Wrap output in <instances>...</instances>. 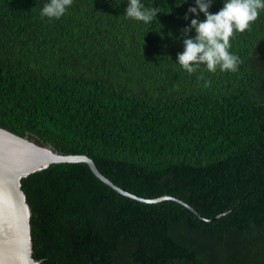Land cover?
<instances>
[{
  "label": "trees",
  "instance_id": "obj_1",
  "mask_svg": "<svg viewBox=\"0 0 264 264\" xmlns=\"http://www.w3.org/2000/svg\"><path fill=\"white\" fill-rule=\"evenodd\" d=\"M49 2L0 0V127L167 199L53 164L23 180L34 258L264 264V9L230 39L236 72L189 74L178 54L205 20L195 0H140L159 10L148 24L125 18L129 0H73L60 19L41 15Z\"/></svg>",
  "mask_w": 264,
  "mask_h": 264
},
{
  "label": "water",
  "instance_id": "obj_2",
  "mask_svg": "<svg viewBox=\"0 0 264 264\" xmlns=\"http://www.w3.org/2000/svg\"><path fill=\"white\" fill-rule=\"evenodd\" d=\"M61 163H86L102 181L141 202L157 203L167 199L146 200L134 196L102 175L90 157L62 154L52 145L0 127V264H41L34 258L33 211L22 189L23 180Z\"/></svg>",
  "mask_w": 264,
  "mask_h": 264
},
{
  "label": "clouds",
  "instance_id": "obj_3",
  "mask_svg": "<svg viewBox=\"0 0 264 264\" xmlns=\"http://www.w3.org/2000/svg\"><path fill=\"white\" fill-rule=\"evenodd\" d=\"M213 0H195L196 7H191L188 12L198 17L202 13L205 20L198 18L191 21L182 35L184 51L178 54V64L189 74L195 73L201 65H205L208 72H236L242 61L229 52L230 39L234 32L244 33L250 29L259 15V10L264 9V0H226L223 8L217 14H210L209 8ZM73 0H50L45 4L41 15L49 19H60ZM157 8H145L140 0H129L125 10V18L142 21L148 24L156 18ZM185 20L188 16L185 15ZM195 30V38H187L189 32ZM203 79V77H199ZM205 87L211 86V81H205Z\"/></svg>",
  "mask_w": 264,
  "mask_h": 264
}]
</instances>
